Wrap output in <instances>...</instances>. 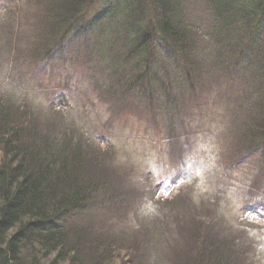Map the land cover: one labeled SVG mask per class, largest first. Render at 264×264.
I'll list each match as a JSON object with an SVG mask.
<instances>
[{
	"label": "trees",
	"instance_id": "16d2710c",
	"mask_svg": "<svg viewBox=\"0 0 264 264\" xmlns=\"http://www.w3.org/2000/svg\"><path fill=\"white\" fill-rule=\"evenodd\" d=\"M237 1L207 0L202 5L200 11L205 7L217 20L204 39L195 31L202 29L198 24L179 20V0H34L37 26L44 30L43 49L35 52L43 57L61 49L72 30L84 33L93 28V32L99 30L105 50L101 58L116 73L112 77L118 78L119 69L133 77L143 68L145 76L156 79L151 67L161 66L160 51L173 47L181 64L180 75H176L181 77L180 83L203 86L200 81L205 77L238 83L231 98L233 111L245 124L238 142L245 151L240 163L258 155L254 160L257 165L261 161L259 172H264V0H245L243 4H252L248 7ZM88 6L94 22L89 18L81 25ZM134 10L137 24L130 21ZM119 11L124 19L110 32ZM233 13L238 14L235 20H222L224 14ZM146 15L151 24H145ZM128 30L137 32L133 43L105 58L107 50L113 52L108 44L110 36L121 39ZM205 42L217 51L208 66ZM204 71V78H200ZM27 107L0 95V264H149V250L154 257L171 258L170 251L176 247L167 236H180L176 231L180 224L187 229L192 225L193 233L191 249L184 257L187 260L177 264H238L229 245L234 237H223L192 217L184 222L164 215V220L129 225L125 218L137 215L134 208H115L122 213L111 211L102 216L83 214L88 201L110 198L121 203L129 192L117 172L108 169L110 148L102 149L86 136L73 115L52 107L46 113ZM145 238L153 241L151 246ZM170 262L175 264L173 259Z\"/></svg>",
	"mask_w": 264,
	"mask_h": 264
},
{
	"label": "rangeland",
	"instance_id": "374dc122",
	"mask_svg": "<svg viewBox=\"0 0 264 264\" xmlns=\"http://www.w3.org/2000/svg\"><path fill=\"white\" fill-rule=\"evenodd\" d=\"M243 2L237 1L244 7L252 5ZM178 3L179 20L187 25H201L202 29L195 28V31L205 39L217 21L205 7L200 11L207 0H179ZM34 4V0H0V95L9 101L26 103L30 111L42 109L46 113L52 105L58 110V105H65V111H60L72 113L86 136L98 142L102 149L110 148L108 169L117 172L129 192H125L126 198L121 203L96 199L89 201L81 212L102 216L111 211L122 213L115 208H134L137 215L127 214L125 218L129 225L164 220V215L184 222L185 218L192 217L223 237H234L236 242L231 239L229 245L236 263L264 264V205L258 204L264 203V172H257L258 167H253L258 155L247 164H239L245 155L244 149L238 146L240 128L245 124L233 111L231 98L237 93L238 83L211 77L200 81L203 86H196L195 82L180 83L181 77H176L181 69L179 55L171 46L160 51L158 59L164 60L161 66L151 67L158 78L145 76L143 68L135 71L133 77L119 69L118 78H112L116 73L101 58L105 50L99 30L93 32V28L84 33L72 30L60 50L48 52L39 59L41 56L35 50L43 49L44 30L41 25L38 29ZM10 8L12 13L8 12ZM90 9H86L81 25L89 18L94 22L92 15L89 16ZM120 13L115 16L110 32L124 19ZM132 13L130 21L137 24L139 20L134 15L137 12ZM147 15L145 24H151ZM237 15L224 14L222 20L233 21ZM220 29L217 26V32ZM128 32L121 39L110 36L108 44L113 52L107 50L105 58L133 43L137 32ZM221 32L223 36L228 34L224 28ZM210 47L211 43L205 42L206 66L217 56V51ZM137 58H133L134 62L139 61ZM204 75L205 71L200 78ZM159 127L166 134L156 136L152 129L159 130ZM262 160L264 163V156ZM179 172L182 176L176 185L178 180L173 179ZM161 187L162 191L157 194ZM259 205L262 212H250H258L253 208ZM191 226L187 229L180 224V230L177 227L176 231L182 236H167L176 247L170 251L171 258L154 257L149 250L147 262L172 264L170 259H173L175 264L180 260L184 263L191 249ZM144 241L151 242L148 238Z\"/></svg>",
	"mask_w": 264,
	"mask_h": 264
},
{
	"label": "bare ground",
	"instance_id": "6f19581e",
	"mask_svg": "<svg viewBox=\"0 0 264 264\" xmlns=\"http://www.w3.org/2000/svg\"><path fill=\"white\" fill-rule=\"evenodd\" d=\"M199 25V24H198ZM167 26H170V23L167 24ZM199 27H201V25H199ZM131 90L127 91L130 92ZM126 93V92H125ZM127 94V93H126ZM129 94V93H128ZM26 264V263H25Z\"/></svg>",
	"mask_w": 264,
	"mask_h": 264
}]
</instances>
